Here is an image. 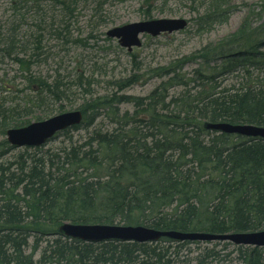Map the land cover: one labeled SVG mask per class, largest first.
<instances>
[{
    "label": "trees",
    "instance_id": "trees-1",
    "mask_svg": "<svg viewBox=\"0 0 264 264\" xmlns=\"http://www.w3.org/2000/svg\"><path fill=\"white\" fill-rule=\"evenodd\" d=\"M88 1L12 2L13 16L0 31V65H16L26 89L37 94L20 101L18 78L0 71L3 137L9 129L67 112L63 105L52 109V101L66 98L62 76L50 83L34 76L32 68L48 58L46 36L84 46L83 40L71 39V25ZM91 1L102 9L107 0ZM233 1L203 0L199 25L210 31L226 23ZM193 59L223 60L221 72L183 73ZM238 66H243L242 81L222 87L218 78ZM161 70V82L147 98L120 95L134 85L133 78L113 82L116 94L91 95L78 109L83 123L71 130L92 128L101 110L118 129H96L84 143L56 154L35 149L38 154L18 174L0 169V264H226L232 261L230 247L240 264H264V248L227 242L163 238L153 244H88L59 234L64 223L213 235L264 231V140L205 128L219 123L264 127V27L255 35L246 18L218 45ZM76 80V86L87 88L86 95L93 94L92 79L80 75ZM125 104L133 105V114L121 112ZM36 109L47 112L35 117ZM3 147L10 148L7 141Z\"/></svg>",
    "mask_w": 264,
    "mask_h": 264
},
{
    "label": "rangeland",
    "instance_id": "rangeland-1",
    "mask_svg": "<svg viewBox=\"0 0 264 264\" xmlns=\"http://www.w3.org/2000/svg\"><path fill=\"white\" fill-rule=\"evenodd\" d=\"M13 1L0 0V31L6 29V22L13 16ZM205 10L203 0H107L102 9L91 0L83 2L72 21L71 39L83 40L84 46L72 42L64 45L65 42L46 36V45L50 48L48 58H41L44 61L34 65L32 73L50 83L58 74L64 79L65 86L62 89L66 91V98L61 102L52 101L55 105L52 109L63 105L67 112L77 111L91 95L104 97L118 93L116 81L130 78L136 79L134 85L119 92L120 95L147 98L161 82L157 75L159 70L180 64L183 59L193 58L208 45H218L223 39L234 34L246 18L249 19L255 35L264 27V0H234L230 6L229 20L210 31L198 22ZM159 19H185L189 24L185 31L177 34L162 35L155 39L142 37V47L135 49L133 53H128L119 46L118 41L106 36L109 30L116 27ZM222 61H211L208 64L203 60H189L183 73L191 75L197 69L207 72L215 70L220 73ZM242 69L243 66H238L233 74L219 77L218 83L222 87L240 83L244 77L239 71ZM5 70L10 71V76L18 78L16 90H23V93L18 95L20 101L36 97L37 93L26 89L24 78L20 77L21 73L16 65H0V71ZM80 75L93 80L90 89L93 94L86 95L84 91L87 88L76 86V79ZM254 76L257 77L258 72H255ZM175 92L176 90L172 94ZM45 112V109H36L34 116L43 117ZM99 112L100 118L92 128L60 133L41 147V152L60 153L62 149L84 143L96 129H118L105 117L106 111ZM121 112L133 114L134 107L125 104L121 106ZM4 141L6 137L0 135V169L8 170L10 174L20 173V169L24 165L29 166L31 159L38 154L35 149L11 146L9 149L5 148ZM233 250L234 247L228 249L232 261L226 264H240L238 255L236 252L232 253Z\"/></svg>",
    "mask_w": 264,
    "mask_h": 264
},
{
    "label": "water",
    "instance_id": "water-1",
    "mask_svg": "<svg viewBox=\"0 0 264 264\" xmlns=\"http://www.w3.org/2000/svg\"><path fill=\"white\" fill-rule=\"evenodd\" d=\"M188 22L184 19H159L116 27L107 32V37L132 52L142 46L143 35L157 38L163 34H174L185 30ZM83 114L79 111L58 115L43 122L32 123L21 129L7 132V141L17 148H39L56 134L81 125ZM205 128L226 135L263 139L264 127L256 125H233L228 123L206 124ZM59 233L66 238L85 243L101 244L110 241L123 243H157L163 238L176 242H230L236 246L264 248V231L213 235L207 233L162 232L142 226L78 225L64 223Z\"/></svg>",
    "mask_w": 264,
    "mask_h": 264
}]
</instances>
